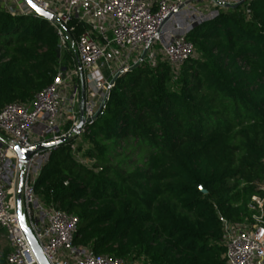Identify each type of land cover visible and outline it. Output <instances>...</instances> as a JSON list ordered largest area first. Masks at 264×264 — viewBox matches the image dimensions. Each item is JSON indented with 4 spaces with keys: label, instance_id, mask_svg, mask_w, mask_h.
Wrapping results in <instances>:
<instances>
[{
    "label": "trees",
    "instance_id": "obj_1",
    "mask_svg": "<svg viewBox=\"0 0 264 264\" xmlns=\"http://www.w3.org/2000/svg\"><path fill=\"white\" fill-rule=\"evenodd\" d=\"M244 5L193 27L197 56L178 72L156 59L118 77L85 146L51 152L35 191L77 216L75 247L128 264H225L220 216L250 222L264 178V0ZM71 26V38L86 29ZM58 43L48 19L0 10V111L75 64Z\"/></svg>",
    "mask_w": 264,
    "mask_h": 264
},
{
    "label": "built area",
    "instance_id": "obj_2",
    "mask_svg": "<svg viewBox=\"0 0 264 264\" xmlns=\"http://www.w3.org/2000/svg\"><path fill=\"white\" fill-rule=\"evenodd\" d=\"M248 1L31 0L52 16L48 21L58 48L69 44L75 64L59 68L52 83L31 102L9 104L0 111V229L8 244L6 264H38L17 214L21 175V212L48 264H128L94 254L89 247H75L77 216L41 200L34 187L38 174L60 140L69 141L75 153V141L104 112L118 77L159 58L178 72L195 56L186 39L193 27L214 19L221 10L246 7ZM0 10L37 16L24 0H0ZM74 19L86 29L71 38ZM80 109L84 125L76 131ZM43 145L48 147L33 152L26 162H20L15 152L16 147ZM259 189L249 203L250 222L237 224L220 216L225 264H264V178Z\"/></svg>",
    "mask_w": 264,
    "mask_h": 264
},
{
    "label": "water",
    "instance_id": "obj_3",
    "mask_svg": "<svg viewBox=\"0 0 264 264\" xmlns=\"http://www.w3.org/2000/svg\"><path fill=\"white\" fill-rule=\"evenodd\" d=\"M29 6L30 8L40 17H43V18H46L48 20L52 19V16L41 11L40 9L36 8V7H33V5L31 3H29V0H24ZM123 75V74H122ZM84 125V119H83V111L82 109H80V112H79V123L76 127V131H79L82 126ZM66 140L65 139H62L60 140L57 145H60L62 143H64ZM48 146L46 145H43V146H37V147H33V148H29V149H21L20 147H16L15 148V152L17 153L18 157H19V160L20 162H26L29 158V156L35 152V151H38V150H41V149H45L47 148ZM21 189H22V175H21V180H20V184H19V187H18V192H17V214H18V218H19V223H20V226L28 240V243L30 245V248L38 262V264H48L47 261L45 260L44 256L42 255V252L34 238V236L32 235L31 231L26 227V224H25V219H24V216L22 215V212H21ZM201 191L205 194L206 192L204 190L201 189Z\"/></svg>",
    "mask_w": 264,
    "mask_h": 264
},
{
    "label": "rangeland",
    "instance_id": "obj_4",
    "mask_svg": "<svg viewBox=\"0 0 264 264\" xmlns=\"http://www.w3.org/2000/svg\"><path fill=\"white\" fill-rule=\"evenodd\" d=\"M239 7V11H242L243 10V7ZM235 8V7H234ZM234 8H229L230 10H226L224 9L226 12H235L233 9ZM233 10V11H232ZM238 11V12H239ZM67 48H65L67 51H71V47L70 45L66 46ZM155 47V48H154ZM153 48L154 49H157L158 46H154ZM61 52V51H60ZM64 51H62L61 53H59V57H60V62L61 64H63V62H66L67 60L65 59L66 55L63 53ZM195 56H197V54L195 53ZM159 58V57H158ZM160 59V58H159ZM85 146L83 141H82V138L78 139L77 141H75V147L78 148L79 146ZM78 158V156H76ZM78 159H81V158H78ZM89 165V164H88ZM8 250V244H7V241L5 239V237L3 235H0V253H3L5 251ZM133 264H144V262H142L141 260H137V261H134Z\"/></svg>",
    "mask_w": 264,
    "mask_h": 264
},
{
    "label": "snow or ice",
    "instance_id": "obj_5",
    "mask_svg": "<svg viewBox=\"0 0 264 264\" xmlns=\"http://www.w3.org/2000/svg\"><path fill=\"white\" fill-rule=\"evenodd\" d=\"M29 3H31V0H29ZM33 7H35V5H33Z\"/></svg>",
    "mask_w": 264,
    "mask_h": 264
}]
</instances>
